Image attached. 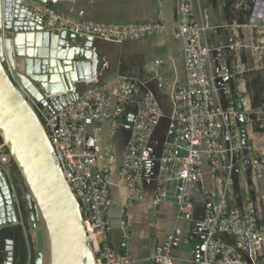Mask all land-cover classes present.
Here are the masks:
<instances>
[{"label": "built area", "instance_id": "obj_1", "mask_svg": "<svg viewBox=\"0 0 264 264\" xmlns=\"http://www.w3.org/2000/svg\"><path fill=\"white\" fill-rule=\"evenodd\" d=\"M29 6L51 33L67 32L82 38L122 43L142 40L166 29L162 21L99 24L69 17L37 2L31 1ZM176 6L175 31L183 46L186 84L171 97V135L158 158L151 206L156 209L172 203L176 224H193L196 202H202L199 229L204 231L205 249L200 264H264V209L250 199L235 204L230 198L237 156L255 150L241 142L236 108L220 105V95L231 96L232 92L219 82L242 73V67L231 69L224 61H219L215 67L207 43L212 27L206 17L200 22L195 20L193 0H176ZM253 26L258 29L259 37L253 47L257 63L264 56V20ZM138 94L139 85L135 81L119 76L111 88L104 84L93 86L55 113L43 114L40 110L55 158L80 203L97 264L134 263L129 251L118 253L107 241L110 230L107 215L113 205L111 191L115 187L112 170L119 158L103 136L115 137L118 129L127 124L129 107L135 106L130 138L120 157L119 181L127 189L126 206L140 205L145 193V165L152 160L149 142L165 114L152 93L137 99ZM240 104L245 123L250 124L251 102L240 99ZM257 121L264 125V119L257 118ZM250 170L254 178H262V160L253 158ZM206 178L213 188L206 187ZM9 187L18 217L17 226L22 228L25 239L26 264H33L34 251L29 244L22 207L10 181ZM178 230L174 227L164 242L156 246L152 255L154 264L179 261L174 252ZM191 234L200 235L197 231Z\"/></svg>", "mask_w": 264, "mask_h": 264}, {"label": "water", "instance_id": "obj_2", "mask_svg": "<svg viewBox=\"0 0 264 264\" xmlns=\"http://www.w3.org/2000/svg\"><path fill=\"white\" fill-rule=\"evenodd\" d=\"M31 1L61 13L57 10L60 0H0V231L18 224L9 179L2 171V167L14 165L26 190L25 211L35 243L33 264H97L87 240L80 203L55 158L40 110L43 114L55 113L100 85L95 83V41L99 39L47 31L42 19L31 12ZM262 20L264 0H254L249 22L259 25ZM232 93L239 113L236 124L244 144L245 118L233 87ZM129 111L124 126L128 132L134 118V110L129 107ZM164 119L149 142L152 160L145 165V184L158 169L162 149L159 153L154 140ZM201 220H194L193 231L200 233L193 235V240L198 241L196 264H200L205 249L204 231L199 229ZM38 232L44 236L43 251L37 248ZM3 245L2 264H12L14 242L5 239Z\"/></svg>", "mask_w": 264, "mask_h": 264}, {"label": "crops", "instance_id": "obj_3", "mask_svg": "<svg viewBox=\"0 0 264 264\" xmlns=\"http://www.w3.org/2000/svg\"><path fill=\"white\" fill-rule=\"evenodd\" d=\"M226 0H193L195 20L200 22L206 17L212 29L207 34V43L211 48V61L215 67L219 61H224L231 69L238 65L242 73L234 74L231 81L219 82L226 85L232 92V87L240 99H248L245 73L246 52L255 57L253 47V24H240L236 18H228L225 11ZM239 4H233L238 8ZM176 0H60L57 10L62 14L76 19H86L99 24L131 25L153 22H164L166 29L142 40H127L122 43L96 40L95 47L98 57L97 78L95 83L104 84L111 88L119 76H124L139 85L137 99L147 93H152L165 114V119L157 129L155 144L160 153L164 143L171 135L172 124V94L186 84L185 60L183 46L176 36L175 24L177 21ZM80 20V19H79ZM251 42V43H250ZM234 93L231 96L221 94L220 105L223 108L235 107ZM135 111V106L130 107ZM252 115H261L264 119V110H252ZM259 124V123H258ZM104 135V134H103ZM244 145L253 147V152H242L236 158V164H242L250 175V199L258 208L264 209V170L262 178H254L250 164L253 158L258 157L264 164V125L260 124L256 131L253 126L245 123ZM110 150L119 160L114 165L112 176L115 187L112 188L113 205L108 212L110 230L107 241L110 247L118 252L129 251L134 257L133 264H154L152 255L157 245L162 244L174 227H177V238L174 243V252L179 257L176 264H196L195 247L190 255L184 245L193 240L192 223H177L176 210L172 203L153 208L151 201L154 195V178L145 184V193L140 205L127 207V189L120 182V157L123 155L130 132L125 127L118 129L115 137L107 139ZM89 145H92L91 140ZM117 158V159H118ZM206 187L213 188L206 178ZM238 181V167L234 171L232 203L245 202L240 197ZM194 220L203 216L202 202L197 200ZM177 225V226H176ZM8 239V238H6ZM0 252L4 251L3 241ZM125 244V245H123ZM4 256L5 253L3 252ZM4 261V260H3ZM3 263V262H2Z\"/></svg>", "mask_w": 264, "mask_h": 264}, {"label": "trees", "instance_id": "obj_4", "mask_svg": "<svg viewBox=\"0 0 264 264\" xmlns=\"http://www.w3.org/2000/svg\"><path fill=\"white\" fill-rule=\"evenodd\" d=\"M234 1L235 0H226L225 2V11H226L228 18H233L232 15L234 13L233 11V4L235 3ZM253 2L254 0H251V4H250L251 7L249 8V10H247L244 13H241V16L238 17L239 18L238 22L240 24H245L249 22L250 15H251V9L253 7ZM246 88H247V93L250 97L251 108L253 110H256V109L264 110V80L257 73H255L254 77L250 79L246 78ZM0 143H1V139H0ZM12 173L17 177L15 181V190L17 192L18 198L20 199V205L22 207L24 220H25V227L27 228V230H29L28 229L29 228L28 218H27V214L25 211V205H24V195H22V193L24 191L26 192V190L24 188L23 191H21V189L17 185L19 183L23 185V182H22V179L19 178L18 171L16 170L14 165H12ZM6 238H10L14 241V245L17 251L16 252L17 256L15 258V264H26L27 249H26V244H25V239H24L22 228L20 226H15V227H9V228L2 229L0 231V242L5 240ZM29 244L33 252L34 251L33 242L30 237H29ZM1 254L3 256V253ZM1 254H0V264H2Z\"/></svg>", "mask_w": 264, "mask_h": 264}, {"label": "rangeland", "instance_id": "obj_5", "mask_svg": "<svg viewBox=\"0 0 264 264\" xmlns=\"http://www.w3.org/2000/svg\"><path fill=\"white\" fill-rule=\"evenodd\" d=\"M234 2H235L234 4L238 3L239 6H238L237 9L235 7H233L234 13H233L232 16L234 18H236V20H239L238 17L241 16V13L246 12L251 7L250 6L251 0H235ZM253 28H254L253 29V40L251 42H254L255 44H257V41L259 39V37L257 35L258 29L255 26H253ZM246 53L248 54V57L245 58V60H244V63L245 62L246 63H245V73L243 74L245 79L246 78L250 79V78L254 77L255 73H257L264 80V56H262V59H261L260 62L256 63L255 61L257 60L258 56L253 57L252 55H250L249 51L246 52ZM261 117H262L261 115H255L254 116L252 114L249 116L250 123L253 126L255 131L258 128V126L260 125V123L257 121V118H261ZM237 167H238V181H239V188H240V195H241L240 197H242V199L244 201H246L247 197H251L250 194H249L250 190L248 189L246 191V189H245L246 185L249 184L250 175L248 173V170L242 164H240V163L237 164ZM10 168L11 167L7 168V166L6 167L4 166V168H2V171H3V174L8 177L9 181L11 182V184L15 188V181H16L17 178L15 179L14 175H12ZM19 178H20V176H19ZM17 185H18L19 188H21V189L23 188L24 189L22 184H17ZM23 195H25V193ZM19 201H20V199H19ZM40 224L38 226H41ZM28 237L31 238V240L33 242V248L35 249V246H34L35 243H34V241L32 239V232L30 230L28 232ZM197 244H198L197 240H192V239L189 238V243L184 245L186 252H188L191 255L192 252H193V248ZM0 248H1V244H0ZM37 248L39 249V251H43L44 250V236H43L42 232H38V234H37ZM0 254H1V252H0ZM4 257L5 256H2V254H1V262H3ZM182 263L183 264H187L186 261L182 262Z\"/></svg>", "mask_w": 264, "mask_h": 264}, {"label": "flooded vegetation", "instance_id": "obj_6", "mask_svg": "<svg viewBox=\"0 0 264 264\" xmlns=\"http://www.w3.org/2000/svg\"><path fill=\"white\" fill-rule=\"evenodd\" d=\"M11 173H12V166H11ZM12 175H14L13 173H12ZM7 177V176H6ZM14 177H15V179L17 178L15 175H14ZM20 184V183H19ZM22 187V186H21ZM21 189V188H20ZM23 189V188H22ZM21 189V191H23ZM24 193H26L25 191L22 193V195L24 194ZM9 239V238H8ZM7 239V240H8ZM14 242V241H13ZM0 243H2V242H0ZM17 251H16V248H15V245H14V258H13V263L12 264H15V258H16V256H17V253H16ZM3 253V252H2ZM3 256H4V254H3Z\"/></svg>", "mask_w": 264, "mask_h": 264}, {"label": "bare ground", "instance_id": "obj_7", "mask_svg": "<svg viewBox=\"0 0 264 264\" xmlns=\"http://www.w3.org/2000/svg\"><path fill=\"white\" fill-rule=\"evenodd\" d=\"M87 240L89 241L90 240V237L87 236Z\"/></svg>", "mask_w": 264, "mask_h": 264}]
</instances>
